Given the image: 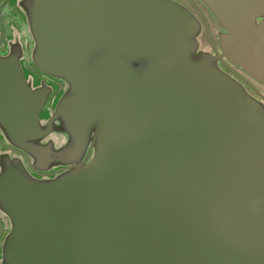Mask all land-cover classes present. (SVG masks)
Masks as SVG:
<instances>
[{
	"label": "water",
	"instance_id": "95a60500",
	"mask_svg": "<svg viewBox=\"0 0 264 264\" xmlns=\"http://www.w3.org/2000/svg\"><path fill=\"white\" fill-rule=\"evenodd\" d=\"M197 1L217 49L193 0H20L65 87L40 125L49 86L0 56V129L63 167L0 157V264H264V0Z\"/></svg>",
	"mask_w": 264,
	"mask_h": 264
},
{
	"label": "flooded vegetation",
	"instance_id": "af4514ba",
	"mask_svg": "<svg viewBox=\"0 0 264 264\" xmlns=\"http://www.w3.org/2000/svg\"><path fill=\"white\" fill-rule=\"evenodd\" d=\"M176 1L185 5L194 14H196V12L189 4L188 0H176ZM193 1L202 10L207 21L210 41L212 42L214 48L217 49L218 46H217L216 35H217L218 27L215 21L213 20V18L211 17V15L207 12V10L197 0H193ZM199 36H200L198 38L199 49L211 53L212 49L207 42L203 29L201 30ZM31 48H32V40H31L29 25L26 20L25 11L20 5V0H0V56L6 55L11 51L17 52V62L19 68L21 70L23 78L30 85V87L34 88L36 86H39L41 83H44L50 88V91L47 93L37 114V118L40 125H43L54 107V106L50 107V101H52V99L54 100V98L58 99V97L62 94L64 90L65 84L61 79L41 73L33 67L30 56ZM22 63H25L27 68L38 76V79L36 80L35 83L31 82V78L26 77L24 75ZM217 64L221 69H223L228 73H231L230 70L232 69L242 74L238 68L230 65L224 59L220 62L217 61ZM48 80L54 83V86L52 85V83L48 82ZM250 82L252 83L253 87L256 88L258 92L264 97V87L252 81ZM58 85H60L61 88L59 90H57ZM245 87L250 94L256 96L252 87H248V86ZM47 102H48V109L49 108L50 109L47 110L46 112L45 109ZM52 123L55 124V122ZM49 137L50 136H46L40 140H37V142L45 143L49 139ZM49 140L50 142H53L51 139ZM2 155L7 156L8 158H12V157L18 158L24 169L28 172V174H30L32 177L37 179L52 177L56 175L63 167V165L56 164L48 167L46 170H39L35 168L31 169L29 164L31 160L30 156L25 151L11 145L10 142L6 139V137H4L0 129V157ZM4 230H7V221L5 217L0 214V236H3Z\"/></svg>",
	"mask_w": 264,
	"mask_h": 264
},
{
	"label": "rangeland",
	"instance_id": "374dc122",
	"mask_svg": "<svg viewBox=\"0 0 264 264\" xmlns=\"http://www.w3.org/2000/svg\"><path fill=\"white\" fill-rule=\"evenodd\" d=\"M200 37V36H199ZM22 67H23V72H24V75L26 77H29L31 78V82L35 83L36 80L38 79V76L36 74H34V72L30 71L26 64L25 63H22ZM48 82L52 83L51 81L48 80ZM52 85L54 86V83H52ZM57 98H54V100L52 99V101H50V107H53L54 106V103L56 102ZM50 109V108H49ZM48 109V102L46 104V112ZM49 139H51L53 142H52V146L55 148L60 146L63 142H64V136L61 134V135H52V137L50 136ZM48 139V140H49ZM7 232V230H4L3 231V235H5V233Z\"/></svg>",
	"mask_w": 264,
	"mask_h": 264
}]
</instances>
